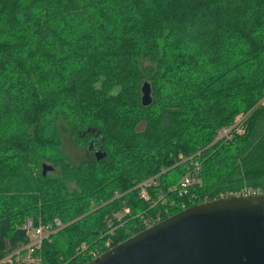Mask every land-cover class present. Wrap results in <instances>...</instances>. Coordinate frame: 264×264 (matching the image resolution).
<instances>
[{
    "label": "trees",
    "instance_id": "1",
    "mask_svg": "<svg viewBox=\"0 0 264 264\" xmlns=\"http://www.w3.org/2000/svg\"><path fill=\"white\" fill-rule=\"evenodd\" d=\"M263 97L264 0H0V260L28 218L65 225L41 264H86L81 244L113 248L242 186L264 194ZM240 113L244 133L215 141ZM65 134L104 156L71 163Z\"/></svg>",
    "mask_w": 264,
    "mask_h": 264
},
{
    "label": "water",
    "instance_id": "2",
    "mask_svg": "<svg viewBox=\"0 0 264 264\" xmlns=\"http://www.w3.org/2000/svg\"><path fill=\"white\" fill-rule=\"evenodd\" d=\"M140 86L147 107L151 88L147 82ZM93 154L97 160L104 156L100 150ZM41 169L42 175L52 170L45 164ZM86 264H264V194L192 205Z\"/></svg>",
    "mask_w": 264,
    "mask_h": 264
},
{
    "label": "built area",
    "instance_id": "3",
    "mask_svg": "<svg viewBox=\"0 0 264 264\" xmlns=\"http://www.w3.org/2000/svg\"><path fill=\"white\" fill-rule=\"evenodd\" d=\"M259 106H264V97L259 101ZM247 114H240L236 116L232 120V124L229 127H225L219 130L217 134V139H225L230 140L232 134L240 135L245 131V119ZM185 161V160H184ZM199 170V165L195 164V174ZM193 175H185L178 185V187H174L171 190L177 191L178 194L185 195L187 193V188H189L193 184H200V180L197 176ZM154 184V179H149L140 183L137 188L139 190V197L148 200L149 197L147 192L145 191L147 187ZM262 192L259 189H254L250 187H243L236 192H226L224 194H220L218 199L239 196V197H248V196H257L261 195ZM127 213V210H124ZM153 225L149 222L148 226ZM65 225H63L58 219L52 220V222L47 224H42L40 222H35L34 220L28 218L23 223L21 229L24 232L25 242L15 250L7 253L1 260L0 263L2 264H41V255L40 250L41 246L44 241H49L51 235L57 233L61 230ZM147 226V227H148ZM109 242H105L103 247L100 248H91L88 249L85 244H81L78 246L77 253H82L84 256L88 257L89 259H94L102 255L105 250H109L111 247L108 245Z\"/></svg>",
    "mask_w": 264,
    "mask_h": 264
},
{
    "label": "rangeland",
    "instance_id": "4",
    "mask_svg": "<svg viewBox=\"0 0 264 264\" xmlns=\"http://www.w3.org/2000/svg\"><path fill=\"white\" fill-rule=\"evenodd\" d=\"M94 18H95V15H94ZM240 114H244V113H240ZM240 114H238V115H240ZM237 115V116H238ZM262 128H264V122H262V125H260L259 126V129H262ZM232 135H234V134H232ZM240 135H242V134H240ZM218 137V136H217ZM217 139V138H216ZM215 141H217V140H215ZM62 145H61V150H62V152L64 153V155H66V157L69 159V161H71V163H74V164H76L77 162H79L80 160H82V159H85L86 158V154H85V151H83L82 149H79V148H77L76 146H74V144L72 143V141H71V139H70V137H69V135L68 134H65V135H63L62 136ZM186 160H188V159H185V161L184 160H182L180 163H182V162H186ZM243 187H246V186H242V188ZM125 213V212H124ZM122 216V213H118V214H116L115 215V217L118 219V217H121ZM167 217H169V216H167ZM166 217V218H167ZM156 220H158L157 218H156ZM155 221V220H154ZM153 221V222H154ZM38 222V221H37ZM149 222L150 223H152V221L151 220H148V219H146V220H144V222H143V224H144V226L147 228V226H148V224H149ZM149 227V226H148ZM111 247V246H110ZM98 248V247H97ZM100 248V247H99ZM110 249H112V248H110ZM109 249V250H110ZM108 249L107 250H105V252H107V251H109ZM104 252V253H105ZM89 259V258H88ZM91 260H93V259H91ZM91 260H89V261H91ZM88 261V262H89Z\"/></svg>",
    "mask_w": 264,
    "mask_h": 264
},
{
    "label": "flooded vegetation",
    "instance_id": "5",
    "mask_svg": "<svg viewBox=\"0 0 264 264\" xmlns=\"http://www.w3.org/2000/svg\"><path fill=\"white\" fill-rule=\"evenodd\" d=\"M94 151H95L94 147L88 152H87V150H85L86 158H91L94 155L93 154Z\"/></svg>",
    "mask_w": 264,
    "mask_h": 264
}]
</instances>
